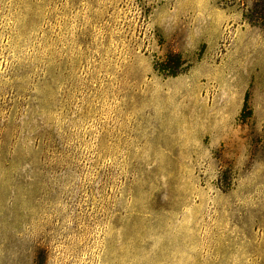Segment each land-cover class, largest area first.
Wrapping results in <instances>:
<instances>
[{"label":"rangeland","instance_id":"374dc122","mask_svg":"<svg viewBox=\"0 0 264 264\" xmlns=\"http://www.w3.org/2000/svg\"><path fill=\"white\" fill-rule=\"evenodd\" d=\"M263 5L0 0V264H264Z\"/></svg>","mask_w":264,"mask_h":264},{"label":"trees","instance_id":"16d2710c","mask_svg":"<svg viewBox=\"0 0 264 264\" xmlns=\"http://www.w3.org/2000/svg\"><path fill=\"white\" fill-rule=\"evenodd\" d=\"M248 22L253 23L254 25L256 24V22L258 23H264V5L262 8H256L255 12L252 13V16H246ZM180 59L178 58L175 61V58H171L165 65L166 68H169L170 71L169 72H173L172 70H174L172 67L174 66V63L176 64V67H179V63H180ZM177 73H173L171 76H177ZM249 99H248V95L246 96V102L244 105V108H247V105H249Z\"/></svg>","mask_w":264,"mask_h":264}]
</instances>
